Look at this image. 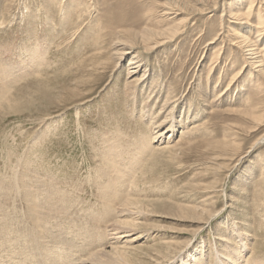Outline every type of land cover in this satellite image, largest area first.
<instances>
[{
  "label": "rangeland",
  "instance_id": "1",
  "mask_svg": "<svg viewBox=\"0 0 264 264\" xmlns=\"http://www.w3.org/2000/svg\"><path fill=\"white\" fill-rule=\"evenodd\" d=\"M239 1L0 0V200L28 212L18 177L72 198L54 225L78 221L74 211L97 223L112 182L139 202L127 263L155 264L163 251L160 263L181 264L183 246L189 263L217 264L216 251L229 262L234 222L251 235L250 264H264V76L231 44L232 26L249 25L231 22ZM171 125L173 148L141 153Z\"/></svg>",
  "mask_w": 264,
  "mask_h": 264
},
{
  "label": "bare ground",
  "instance_id": "2",
  "mask_svg": "<svg viewBox=\"0 0 264 264\" xmlns=\"http://www.w3.org/2000/svg\"><path fill=\"white\" fill-rule=\"evenodd\" d=\"M245 1L246 0H241V1H239L240 3L236 4V7H238V9H232L229 7V15L231 18L234 19V21H231V22H233L235 24H239L240 23L239 21L244 20L245 22H247L249 24L246 28L245 27L241 28V27H237V26H232L231 30L233 31V35L235 37L232 38L231 44H233L234 47L236 46L240 50V52L243 55L244 62H247L251 66V68L247 72L248 74H252V73L257 71V73L259 75L264 76V60L261 59V58H264V56H263L264 55V0H248L249 4L247 5V8H244L245 9L244 10L242 7L244 6ZM234 5L235 4H233V6ZM223 6H225L224 3H223ZM169 13H171V12H169ZM254 16L256 17L257 20H252V17H254ZM255 30H256L257 35L254 36L253 34L255 33L254 32ZM154 34L155 33L152 31H146V37H149V39ZM211 42H213V41H211ZM222 51H223V46H221L220 48L213 51V52H215L214 53V55H215L214 56L215 57L214 64L220 58V56H221L220 54ZM134 59L135 58H132L130 60V64L137 63V61H135ZM131 67L129 68V72L136 71V70H133V67H136V66H131ZM26 71H28V70H26ZM239 72L240 71H237L232 76L230 82L227 85L228 87L225 90H227L229 88L230 84L233 82L234 78L239 74ZM29 74H30V72H29ZM31 74H33V73H31ZM244 83H245V85H248L249 81H245ZM251 114H253V113H251ZM166 118H167V116H166ZM172 124H173V122H172ZM171 126H172V128H169V130H167V131H166V129L164 131L163 130L157 131V134L155 136V140L157 139V140H160L161 142L158 141V143H156L157 145L153 146L152 144L149 143V141L151 139L147 140V142H145L143 147H142L141 153L142 154H144L146 152L148 153L149 149H152L153 147L155 148L156 146H157V148H161L162 149L161 151L166 150V149H170L173 146V143H170V142H171V137L174 134V125H171ZM192 126H194L195 128L196 127L199 128L198 125H196V126L192 125ZM160 127H162V126H160ZM169 131H170V134L167 135L166 133ZM183 132H184V130L181 132V134ZM149 134H151V133H149ZM152 135L153 134H151V136ZM184 136H185V134H184ZM182 138H183V136H182ZM263 138H261V139H263ZM176 143H174V144H176ZM110 158H111V160L105 161L108 163L107 167L110 168L112 166L113 168L118 170L117 165L112 160L115 157L112 158V156H111ZM138 160H139L138 157H135L132 159L130 167L128 166L129 167L128 173L130 172L131 168L133 167L132 163L135 162V164H137ZM115 161H117V160H115ZM123 169H124V167H123ZM15 170H16V172L19 171L17 169H15ZM107 170H108V168H107ZM118 171L120 174L117 175L116 178L117 177H121L123 179L126 178L125 177L126 176L125 170H121V168H119ZM110 173H111V171H110ZM132 175H133V173H132ZM14 179H15V177H14ZM12 180H13V178H12ZM30 180H32V179H30ZM6 181L8 182L9 180H6ZM123 182H124V180H123ZM22 183L23 182H21L20 179L18 177H16L15 187L17 188L18 192H21V188H20L21 186L23 187V185H24L26 189L28 187V191L25 189L26 192H28V194H26V195L29 196L28 199L32 202V204L29 205V208H27L28 212L18 211L15 207L10 208L8 205H6V203H4L3 201L0 200V264H111V263L129 264V263H127L126 257L130 254V249L135 247V245L132 246V244L135 242L136 237L131 236L129 238V240H123V239L131 234V230L133 228L132 226H134L136 223V221L133 220V216L131 214H136V216L140 215V212H138V211L136 212L133 210V208H134L133 206L137 205L139 203L138 201L134 202V200L132 198H127L128 196L126 194H124V193L121 194V192H122L121 189H120V191H117L116 189H114L112 182L107 183L104 185L105 188L102 189L103 197L107 203L105 202V209L104 210L103 209L98 210L99 215L96 212V214L100 218L97 223H95L92 219L93 214L89 216V215H86V212L83 211L85 213L84 214L85 216H84L83 214L79 215V213H77V211H74L73 214L76 215V218L78 221H75V218H73L74 220L70 221L72 223L69 222L67 224V221H62L61 219H58V218H60V216L58 215L57 219L60 221L58 222L56 219V221L58 222L57 223L58 225H54L55 224L54 221L51 222V220L57 217V214L59 211L62 212V210H65V212L63 211L65 213L64 219H66V213H68V214L72 213L71 212V209H72L71 205L73 202L71 200L72 198L70 199L68 197V195L66 196L64 193H63V195L60 194L57 198L55 190L59 194L58 189L55 188V190H54L53 186L50 185L49 183L48 184L50 186H52L53 189H51L50 187L48 188L47 187L48 185H46L47 188L43 187L44 190L46 189L43 193L40 192L41 188H37V189L34 188L35 191H32L29 188V185L26 184V182L23 184ZM130 183H131V181H130ZM10 184H12V183H10ZM120 188H121V186H120ZM123 189H124V187H123ZM100 192H99V194H100ZM1 193L2 192H0V194ZM101 197L102 196H100V198ZM2 199H4V198H2ZM82 202H83V200H82ZM100 203H101V201L99 202V204ZM74 204L75 203H73V206H75ZM79 204H81V202ZM112 208H113L114 214L112 213ZM54 210H57V211H55V213L57 212V214L53 213ZM82 210H86V209H82ZM61 212H60V214H61ZM63 212H62V217L64 216ZM125 214H127L126 217H125ZM82 216H84V217L82 218ZM119 216H121V217L118 218ZM198 216H200V213ZM72 217H73V215H72ZM95 217H97V216H95ZM67 218H69V216ZM70 218H71V216H70ZM79 218H81V219H79ZM190 220H192V219H190ZM50 222H51L52 226H50V224H49ZM231 226H232V228H234L233 231H231V234H229L225 237H226V240H231V239L235 240L236 246L234 248L231 247V253H233V256H232L231 260L229 258L226 259L229 262H224L222 260V255H221L222 252H219L220 253V256H219L218 251H216L213 254L214 260L218 261L217 264H250L252 262V259L249 258L250 256H247L248 252L245 251V245L248 244L249 241L251 240V239L248 240V238H250L251 235H249L246 231H243L238 226L237 223L232 222ZM232 246H234V245H232ZM183 248H184V246L182 247L181 250H183ZM247 248H249V246ZM172 251H174V250L172 249ZM180 251H178L180 254L178 252H176L179 255L177 256L176 259H174L173 263H175L179 259V262L181 261V264H192V263H189L187 260H185L184 256H185V254L187 255V253L184 250L181 252ZM201 252H206V251L203 248L201 250ZM155 253H157V252H155ZM168 256L169 255L167 253H164L163 251L160 253L158 252V254H156V256L153 255L154 263L159 264L160 259H162V258H165L166 260H168L169 259ZM202 262H203V258H201V257L194 260V264H203ZM210 262L213 263V261H211V260H210ZM221 262H223V263H221ZM160 264H162V263H160Z\"/></svg>",
  "mask_w": 264,
  "mask_h": 264
}]
</instances>
